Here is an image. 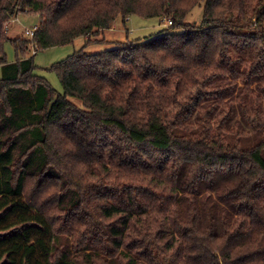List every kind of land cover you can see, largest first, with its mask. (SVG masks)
Wrapping results in <instances>:
<instances>
[{"label": "trees", "instance_id": "trees-1", "mask_svg": "<svg viewBox=\"0 0 264 264\" xmlns=\"http://www.w3.org/2000/svg\"><path fill=\"white\" fill-rule=\"evenodd\" d=\"M24 13L38 50L85 40L62 95ZM131 17L172 25L106 40ZM0 66V264H264V0H0Z\"/></svg>", "mask_w": 264, "mask_h": 264}, {"label": "rangeland", "instance_id": "rangeland-1", "mask_svg": "<svg viewBox=\"0 0 264 264\" xmlns=\"http://www.w3.org/2000/svg\"><path fill=\"white\" fill-rule=\"evenodd\" d=\"M203 10L202 7H195L187 16L186 21L191 23L192 25L199 26L202 19ZM39 26V20L37 17L19 14L17 15V19L10 22V26L8 28V36L11 39L15 38H25L24 29H31ZM112 32L108 33V37L106 40L109 41H119L126 42L131 40H144L145 37L149 35H155L158 32L167 29L162 21V19L156 18H138L131 17L128 18L124 24L121 21L115 22V25L112 26ZM85 43V40L82 38L76 39L73 44L63 45L58 47H52L48 49H39L36 55L33 56V60L35 65L37 66V70L35 74L43 77L49 85L60 95L63 94L62 86L56 76V74L50 71V68L54 66L56 63L66 59L71 56L75 51L79 50ZM101 46H90L87 48L89 52H96L101 50ZM4 51L7 57L8 64H14L15 52L13 46L10 43H6L4 45ZM30 55L31 52H30ZM5 70L2 66H0V78L5 74ZM20 211H17L14 215H8L4 221L0 224V227H5L16 220L17 214ZM26 218H34V212L24 213ZM40 238L38 232L34 231L31 234V242L30 244H34L35 240ZM42 239L46 244H48V236H43ZM17 264H19V257L15 256ZM43 258L39 251L34 255L32 259V264H36V262H42Z\"/></svg>", "mask_w": 264, "mask_h": 264}, {"label": "built area", "instance_id": "built-area-1", "mask_svg": "<svg viewBox=\"0 0 264 264\" xmlns=\"http://www.w3.org/2000/svg\"><path fill=\"white\" fill-rule=\"evenodd\" d=\"M25 11H27V9H25ZM16 19H17V17L12 18L9 21V26H10V22H12ZM163 23L165 26H171L172 25V21L168 18L163 19ZM37 29H38V25L35 28H31V29L25 28L24 29V35L26 36L25 39L31 42L30 52L32 55L36 54V52L38 51V47L36 46L35 42H33V36H34V33L36 32Z\"/></svg>", "mask_w": 264, "mask_h": 264}]
</instances>
